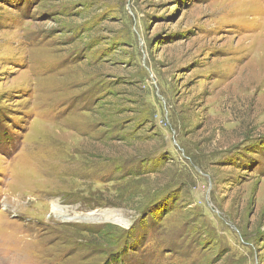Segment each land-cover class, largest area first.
Instances as JSON below:
<instances>
[{
    "label": "rangeland",
    "instance_id": "obj_1",
    "mask_svg": "<svg viewBox=\"0 0 264 264\" xmlns=\"http://www.w3.org/2000/svg\"><path fill=\"white\" fill-rule=\"evenodd\" d=\"M263 72L264 0H0V264H264Z\"/></svg>",
    "mask_w": 264,
    "mask_h": 264
},
{
    "label": "bare ground",
    "instance_id": "obj_2",
    "mask_svg": "<svg viewBox=\"0 0 264 264\" xmlns=\"http://www.w3.org/2000/svg\"><path fill=\"white\" fill-rule=\"evenodd\" d=\"M259 68V67H258ZM263 69V68H262ZM258 70V69H257ZM264 73V72H263ZM263 76V75H262ZM246 77V76H245ZM247 79H249L250 80V78L249 77H246ZM260 78V77H259ZM241 79H243V78H241ZM246 79V80H247ZM244 81H245V79H244ZM251 81V80H250ZM252 82V81H251ZM244 83H246V82H244ZM249 83V82H248ZM59 209V208H58ZM65 217V216H64Z\"/></svg>",
    "mask_w": 264,
    "mask_h": 264
}]
</instances>
